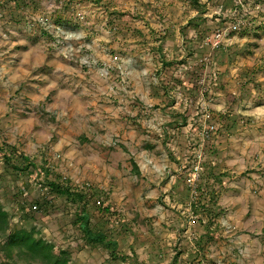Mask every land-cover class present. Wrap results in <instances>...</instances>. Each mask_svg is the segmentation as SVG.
Returning a JSON list of instances; mask_svg holds the SVG:
<instances>
[{"label": "rangeland", "instance_id": "rangeland-1", "mask_svg": "<svg viewBox=\"0 0 264 264\" xmlns=\"http://www.w3.org/2000/svg\"><path fill=\"white\" fill-rule=\"evenodd\" d=\"M240 1L0 0V264H40L18 229L67 264H264V0Z\"/></svg>", "mask_w": 264, "mask_h": 264}, {"label": "trees", "instance_id": "trees-1", "mask_svg": "<svg viewBox=\"0 0 264 264\" xmlns=\"http://www.w3.org/2000/svg\"><path fill=\"white\" fill-rule=\"evenodd\" d=\"M50 189L57 194L66 195L71 201L77 204V210L75 212V223L84 232L85 237L92 243H99L106 245L111 251L116 247V242L111 240H105L102 233H92L88 229L89 214L84 209L82 203L83 197L81 194L70 192L68 187L60 186L58 183L50 182ZM107 209V208H104ZM4 214L0 211V218L3 219ZM5 250L11 251L15 247L17 252H22L33 260H38L40 264H67L65 256V251H59L58 254L53 252V246L48 244L46 241L40 238H34L31 232L18 229L10 232L4 241ZM6 252V253H7ZM122 257L117 254V257ZM116 257V254H113ZM2 264H15L11 260L2 262Z\"/></svg>", "mask_w": 264, "mask_h": 264}, {"label": "built area", "instance_id": "built-area-1", "mask_svg": "<svg viewBox=\"0 0 264 264\" xmlns=\"http://www.w3.org/2000/svg\"><path fill=\"white\" fill-rule=\"evenodd\" d=\"M237 2L241 4L240 0H237ZM254 6L257 8L259 7L258 5ZM236 14L233 17L227 18L220 27H217L208 33L204 38L205 43L212 49L218 48L221 43L227 39V33L237 32L247 19L243 18V16H237Z\"/></svg>", "mask_w": 264, "mask_h": 264}, {"label": "crops", "instance_id": "crops-1", "mask_svg": "<svg viewBox=\"0 0 264 264\" xmlns=\"http://www.w3.org/2000/svg\"><path fill=\"white\" fill-rule=\"evenodd\" d=\"M257 21V20H256ZM138 166H139V164H138ZM138 169V168H137ZM139 170V169H138Z\"/></svg>", "mask_w": 264, "mask_h": 264}]
</instances>
